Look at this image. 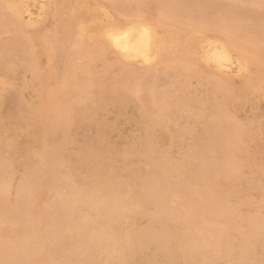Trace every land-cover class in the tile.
<instances>
[{"label":"bare ground","instance_id":"1","mask_svg":"<svg viewBox=\"0 0 264 264\" xmlns=\"http://www.w3.org/2000/svg\"><path fill=\"white\" fill-rule=\"evenodd\" d=\"M48 1L45 6L41 4L42 18L46 19L48 15H52L54 19L60 16L68 0ZM95 1L99 3L100 0ZM107 1L112 9L124 16V20L118 25L93 24L86 7L87 3L84 0H74L69 5V18L57 20L53 32L49 29L48 32L31 33L29 30L41 26L31 23L34 14L32 8L36 6L34 3L36 0H0V34L14 35L8 42L0 43V92L7 87L12 89V82H15V79L13 78L14 81L11 82L10 75L18 76L20 72L31 75L27 81L26 76H23L25 79L22 85L12 89L22 94L29 93L31 96L29 97L31 101L25 103L23 95L13 93L11 97L17 105L16 112L20 114L14 119L22 120V115L30 116L37 128L43 127L40 138L37 137V143H47L53 133L59 131L64 133L70 125L89 117L96 110L95 105H104L107 100L114 103L118 97L123 103H129L135 97L140 110L145 109L146 112L148 109L153 112L149 113L152 115H145L143 118L146 121L147 132L151 135L162 124L174 121L178 101L182 107L189 108L194 116L203 113L201 117H204L202 126L204 133L189 148L187 147L188 152L182 157L186 163L195 165L192 167L189 165L190 168L187 167L188 170L185 172L175 168L177 175H173L174 173L167 169L159 176L149 173L150 176L146 175L137 181L139 187L135 186L137 174L132 177L128 175L130 179L122 184L121 182L110 184L108 177L100 178L101 175H97L99 181L74 187L75 183H82L77 179L80 182L75 180L73 184L67 185V190H64L67 191L66 195L71 197L70 201L66 199L68 203H65L66 200L57 199L56 195L53 200L50 198L52 201L46 200L49 203L45 201V204L40 206L35 202L37 198L41 201L49 189L55 188L57 191L59 179L57 182L58 171L54 163L57 161L58 145L51 147L42 145L43 149L36 161L37 170L32 172L29 170L27 175L23 171L24 177L25 175L27 177L21 178L18 186H15L13 199L9 197L13 191L7 182L9 183L8 179L11 181L10 174L13 173L15 164H12L13 161L10 162L12 165L9 164L11 167L14 165L13 169L6 164L7 159L11 158L9 156L4 160L5 163H1L0 160V264H53L57 246L66 251L62 264H134L129 259L143 256L145 252H149L150 245H155V256L159 258L151 264H264V258L257 257L256 251L253 252L257 247L262 245L264 247V216L257 208L252 215L245 213L247 217H243L244 212L240 214V208L238 209L240 202L236 204L237 206L230 205L228 198L232 191L224 193L229 195L225 199L215 188L220 182V177L228 186L242 180V178L240 180L241 171L244 169L242 163L246 165L249 163L245 157L243 158L248 152L246 140L252 138L255 125L264 127V120L256 124L249 120L243 123L231 112V103L236 98L238 88L243 95L259 97L262 94L264 97V0H249V5H245L251 9L249 11L245 9V16L248 18L243 20L248 19L259 28L257 34L259 37L254 38V41L246 39L249 27L242 23L243 20L242 22L239 20L240 7L235 5L238 4L236 3L238 0ZM145 4L155 7L157 15L155 18L143 17L142 7ZM28 20L30 22L27 23ZM89 27L91 31H88ZM19 30H22V34L16 35ZM253 32L255 33L254 30ZM38 43L50 57L49 63L54 64L53 68L45 69L48 71L44 73L36 55ZM84 44L87 49L81 47ZM110 56H115L112 62H108ZM100 61L106 63L102 70H97L96 65ZM206 68L212 71L205 79L203 77H206L204 74ZM252 68L255 69L254 77L241 83L235 91L234 80ZM114 70L116 72L110 77L108 73ZM160 79L169 82L170 89L167 92L165 90V93H160L151 85ZM194 80L198 82H196L198 87L205 88V94L197 96L190 92L191 81ZM2 92L1 94H5L6 91ZM196 93L198 94L197 90ZM260 98L253 100L254 103ZM86 101L92 104L86 105ZM233 101L235 103V100ZM185 121L186 126L192 123L191 120ZM3 131L2 129L1 133ZM17 132L18 130L15 132L14 129V133L20 134ZM3 134L0 138L6 137L7 133ZM30 137H33L32 134ZM9 138L14 141L15 137ZM150 139L142 137L135 141L134 154H138L140 148L152 152ZM1 140L3 139H0V145L3 147L6 144L2 145ZM5 140L7 142V139ZM7 149L9 152L11 147ZM64 149L71 153L70 148ZM76 152L77 164L100 163L97 161L102 157V151L97 152L88 142L82 144ZM150 154L152 156L154 152ZM160 154L161 152L157 155ZM2 156L0 155L3 160ZM30 157V153H27V159L30 160ZM246 158H250L249 153ZM19 160L21 163L22 159ZM152 163L150 166H154ZM204 163L211 165L205 167ZM62 166L64 165L61 164L63 169ZM185 169L182 167L181 170ZM263 170L262 168V172ZM248 171L250 172V169ZM247 177L246 184L247 180L251 179ZM247 185L249 187V183ZM60 188L58 187L59 191ZM63 188L65 189V187L61 189ZM229 188H232V185ZM125 189L128 192L124 193ZM225 189L227 191V188ZM250 189L255 192L259 188L254 185ZM243 195L241 202H246L254 208L263 200L261 197L260 202L256 201L258 204L256 206L252 205L254 202L251 199L252 193ZM60 196L63 198L61 193ZM68 196L66 197L70 198ZM262 204L260 205L263 206ZM79 207H84L83 210L89 208L88 214H86L88 211H84L85 216L81 213L84 218L76 217L75 211ZM149 207L152 208V212L144 215V219L147 220L146 226L124 227V222L128 223L138 211L145 212Z\"/></svg>","mask_w":264,"mask_h":264},{"label":"rangeland","instance_id":"2","mask_svg":"<svg viewBox=\"0 0 264 264\" xmlns=\"http://www.w3.org/2000/svg\"><path fill=\"white\" fill-rule=\"evenodd\" d=\"M74 1V0H73ZM72 0H68L67 3L63 6L64 8H62L61 12H60V16L59 17H56L53 19L52 15H48V18H42L43 17V12L41 11V4H44L47 5L49 3L48 0H36V2H34L36 4L35 7L32 8V11H33V15L31 17V23H35V25H40L41 26L38 28V29H34V30H29L31 33H37L38 31H45V32H48L49 29L51 32L54 31L55 29V26L57 24V20H60V18H62L63 20H67L69 18V5L71 4V2H73ZM87 5V9L89 11L88 14H90L91 18H92V21H93V24H96V25H100L101 24H105L106 26H109V24H114V25H118L119 23H121V21L124 20V16L118 12V11H115L114 9L111 8L109 2L107 0H100L99 3H97L95 0H84ZM239 2L236 1V3L238 4H235L237 7H240L241 9H243V11L239 9L238 13H239V20L240 22H242V20L244 18H248V16H245V12L246 11H249L251 8L248 6H245V5H249V0H238ZM242 2V6L240 5V3ZM245 6V7H244ZM68 8V9H67ZM248 8V9H247ZM246 9V11H245ZM155 7L153 5H149V4H145L143 7H142V15L143 17L147 18V19H153L155 18L157 15H156V11H155ZM44 11V10H43ZM244 16V17H243ZM59 18V19H58ZM242 18V19H241ZM43 19V20H42ZM45 19V20H44ZM56 20V21H55ZM43 21H46V22H43ZM53 21V22H52ZM246 21V20H245ZM243 20V24H246L248 25V33L245 35L246 36V39L249 38L248 40H252L254 41L257 37H259L257 34L259 33L258 29L259 28H256V24L252 23V21L248 20L245 22ZM251 23H250V22ZM26 22V21H25ZM30 22L29 20L27 21V23ZM245 22V23H244ZM38 23V24H37ZM53 25H51V24ZM49 24V25H48ZM108 24V25H107ZM104 25V26H105ZM51 26L53 28H51ZM254 26V28L252 27ZM252 28V29H251ZM256 28V29H255ZM53 29V30H52ZM253 30L255 31V33L253 32ZM88 31H91V27L88 28ZM50 33V32H49ZM22 34V30H19L18 32H16V35H21ZM252 35V36H251ZM254 35V37H253ZM257 35V36H256ZM12 36H14L13 34H6V33H2L0 34V43H6L8 42V40H10V38H12ZM255 38V39H254ZM254 39V40H253ZM7 40V41H6ZM3 41V42H2ZM83 49H87L86 48V44H84L83 46H81ZM36 55L39 59V64L41 66V70H42V73L44 72H47L45 69H48V68H53V65L54 64H50L48 60H50V57L48 56V54L40 47V43H38L37 45V49H36ZM115 59V56H110V59H108L109 61L108 62H112L113 60ZM106 63V62H105ZM104 61H100L97 63L96 67H97V70H102L103 69V66L105 65ZM49 66V67H48ZM165 66V65H163ZM207 69V70H206ZM205 69V72L204 74H206V77H203V78H207V76H209V73L212 71V69H208L206 68ZM209 70V71H208ZM116 72V70L112 71L111 73L109 72L108 75H111L114 74ZM19 73V72H18ZM26 74V75H25ZM29 74V73H28ZM255 75V69L252 68L251 70H249L248 72H243L241 73L240 76H238L237 79H235V84L233 85L234 87V90L236 91L237 88L239 87V85L241 83H244L246 82L247 80H250L251 78H253ZM11 76V82L14 81L13 78L15 79V82H12L13 83V86H12V89L13 88H19L21 85H22V82L24 81V77L26 76V81L27 80H30L31 78V75H27V73H23V72H20L18 74V76H13V75H10ZM23 78H22V77ZM205 76V75H204ZM113 77V76H112ZM196 80H194L193 82L191 81V88H190V92L191 93H195L197 96H200V95H203L205 94V88L202 87V86H197L198 84H196ZM16 86H15V84ZM147 83H150V82H147ZM198 83V82H197ZM239 83V84H238ZM196 84V85H195ZM151 85H153V87L155 89H157V91H159L160 93H165V90L166 92L170 89V86L169 85V82L168 81H164V79H160L156 82H154V84L151 83ZM158 85V86H157ZM194 87V88H193ZM11 88V87H10ZM10 88H4L1 90L2 93H4V90L6 91L5 94H1L0 92V102H1V105L0 107V136L4 135L3 133H7L6 137L4 138H0V139H3V141L1 140L2 142V145L5 143L6 145H3V147L0 145V152L4 154V156H2L3 154H0L2 157H4V159L2 160V158L0 157V160H1V163H5L4 160H6L9 156V158L11 159H7V165L10 166L11 169H13V166L11 167L12 164H15L14 166V169L12 170L13 173H11V181L10 179L9 180V183L7 182V185L10 186L11 188V192L9 197H11L12 199L14 198L13 195H14V190L16 189L15 186H18L19 182L27 177V172H32V171H36L37 170V167H36V164H37V158H38V154L42 151V145H47L49 147L57 144V157H56V163H54L56 165V171L57 172V182H58V179H59V182L56 186H58L59 188L61 187H65V189H61L60 188V191L58 190V187H57V191L55 188H52V189H49L48 191H46V194L44 196V198L41 199V201H39V199L35 198V202H37V204H39L40 206H43L45 204V201L49 200L50 198H54L56 195L58 196L57 199H62L63 201L64 200H68L70 201L71 197L66 195L67 194V191H64V190H67L68 189V186L69 184H73V182H75V180H79L82 181V183L80 181L77 180V182H80V184L78 183H75L74 187L75 186H84L86 183H89L92 184L91 182L94 183V181H99V179L97 178L99 175L100 178L101 177H108L107 179L110 180V184H113V183H117V182H121V184L123 182H127L130 178L128 175H131L130 177L132 176H136L137 174V180L135 182V186L139 187V184H137L139 182V180H141L140 178H144L146 177V175L148 176L149 173H151V175H155V176H159L160 174L164 173V171L167 169L168 171H170L173 175H177L176 169H178L179 171L181 172H185L187 171L190 167L194 166L195 163H186V161L183 160V155L188 152V148L189 146H191V144L194 143V141H196V139H199L204 131H203V122H204V117L201 115L200 116H194V113L191 112L189 110V108H186V107H182L180 102H176L177 104V112L174 114V121L173 122H169V123H164L162 124L161 126H159L158 128L155 129V131L149 135L148 132H147V128H146V121L143 119L145 117V115L147 116H150L152 114H149V113H153L152 110H148L146 109V113L145 112V109L142 111L140 110V105L139 103H137L136 99H132L129 103H123L121 101V98L118 97V100L114 103H111L109 100H107L105 102L104 105L102 104H99V105H95L96 107V112L93 111L89 117L87 118H84V119H81L79 120V122H75L74 124L70 125V127L66 130V132H55L52 134V138L47 142V143H37V140L38 138H40L41 134H42V128H37L36 124L33 123L32 121H34L30 116H26V115H22V120H15L16 119V115L18 114L16 111H18L17 109V105L15 104V101H13L12 99V95L13 93H17L18 95L20 94L24 96V100L26 101L25 103H29L31 101V97L29 93H20L19 91L16 92ZM236 88V89H235ZM159 89V90H158ZM162 89V90H161ZM192 89V90H191ZM19 90V89H18ZM195 90V91H194ZM196 90L198 92V94L196 93ZM239 92V93H238ZM242 94V95H241ZM244 93L240 92L239 91V88L238 90L236 91L235 93V103L234 101L232 100V103H231V112L240 120L242 121L243 123H247V122H252V123H258L259 121H262L264 120V97H262V94L259 95V97L257 96H253V97H249V95H243ZM251 96V95H250ZM253 98V99H249V98ZM261 97V98H260ZM257 98H260L259 101H254L253 100H257ZM90 101H86V105H90L92 104L91 102L89 103ZM252 102V103H250ZM3 103V104H2ZM259 103V104H258ZM113 104V105H112ZM124 104V105H123ZM250 104V105H249ZM72 105V104H71ZM258 105V107H257ZM13 106V107H12ZM181 106V107H180ZM255 107V108H254ZM121 108V109H119ZM127 108V109H126ZM94 109V108H93ZM98 109V110H97ZM119 109V111H118ZM125 109V110H124ZM104 112H103V111ZM124 110V111H123ZM139 110V111H138ZM8 111V112H7ZM100 111V112H99ZM151 111V112H150ZM6 112V113H5ZM138 112V113H137ZM112 113V114H111ZM4 114V115H3ZM100 114V115H99ZM9 115V117H8ZM20 114L17 115V117L19 116ZM25 116V117H24ZM91 116V117H90ZM101 116V117H100ZM7 117V118H6ZM13 117V118H12ZM100 117V118H99ZM104 117V118H103ZM201 117V118H200ZM9 118V119H8ZM15 118V119H14ZM92 118V120L90 119ZM99 118V119H98ZM133 118V119H132ZM26 119V120H25ZM29 119V120H28ZM3 120V121H2ZM28 120V121H27ZM100 120V121H99ZM103 120V121H102ZM185 120H191L192 123H190L189 125L186 126V121ZM249 120V121H248ZM10 121V122H9ZM22 121V122H21ZM27 121V122H26ZM31 121V123H30ZM86 121V122H85ZM4 122V123H3ZM6 122V124H5ZM13 124H12V123ZM18 122V123H17ZM21 122V123H20ZM27 124V126H25L24 124ZM29 122V123H28ZM140 122V123H139ZM263 122V121H262ZM139 123V124H138ZM21 124V126H20ZM34 126H33V125ZM81 127H80V125ZM170 124V125H169ZM12 125V126H11ZM77 125V126H76ZM97 125V126H96ZM140 125V126H139ZM16 128H15V127ZM25 126V128H24ZM90 126V127H89ZM5 127V128H3ZM17 127H19L17 129ZM28 127V128H27ZM36 127V128H35ZM79 127V128H78ZM254 126H252L253 128ZM9 128L11 131H13L12 133L11 132H7L6 130L10 131ZM15 129V132L16 130H18L17 133H20V134H16L14 133V129ZM26 128L28 129L26 133L25 130ZM32 128V129H31ZM78 128V131H76V129ZM97 128V129H95ZM258 128L260 130H258ZM2 129L5 131L2 132ZM23 129V130H21ZM88 129V130H87ZM176 129V130H175ZM21 130V131H20ZM71 130V131H70ZM26 133V134H24ZM36 133V134H35ZM98 136H96V134ZM147 133V134H146ZM16 134V135H15ZM32 134L33 137H30ZM82 134V135H81ZM86 134V136H85ZM90 134V136H89ZM264 127H259L258 125H255L254 129H253V132H252V138L249 140L247 139L246 142H247V146L250 147L248 149V147H246V150H248L245 155H243V158L246 159L249 163L247 164L249 167L247 168L246 164L245 163H242V171H241V177H240V180L242 178V180L240 182H235L233 184H230V186H228L227 184H225V182L223 181V179L220 177L219 178V181L217 183V187L216 188V192L218 194L223 195V198L226 199V196L228 197L229 195V202L231 203L230 205L232 206V204H237L240 202V205H238V209L240 208L239 212L240 214H243L242 215L243 217H247V214L245 213H248L249 215H252V213L254 212V209L257 210L258 208V212L261 213V215L264 216V204H262L264 202V170L262 172V168L264 169ZM20 139H18L17 137ZM36 136V137H35ZM69 136V137H68ZM76 136L78 139H76ZM152 136V138H151ZM9 137L11 138H14L12 141V139H10ZM23 137V138H22ZM38 137V138H37ZM65 139H64V138ZM85 137V138H84ZM129 137V138H128ZM151 138L150 141L151 143V151L150 153H153L154 154L151 156V154L144 148L143 152H142V149L140 148L139 149V156L138 154H134V144H135V141H138L140 138ZM25 138V139H24ZM62 138V139H61ZM69 140H68V139ZM255 138V140L253 139ZM7 139V142L6 140ZM17 141H16V140ZM132 139V140H131ZM25 140V141H24ZM33 140V141H32ZM72 140V142H71ZM153 140V142H152ZM252 140H253V143H252ZM5 141V142H4ZM10 141V142H9ZM76 141V142H75ZM133 141V142H132ZM13 142H16V143H13ZM27 142V143H26ZM61 142V143H60ZM64 142V143H63ZM85 142H88L90 143L91 147L94 148L97 152H103L104 154H102L101 152V159H99L97 162H100V163H87L85 162L84 163H80V164H77L76 163V156L78 152L76 151H79V148L81 147L82 144H84ZM101 142V143H100ZM26 143V144H25ZM76 143V144H75ZM79 143V144H78ZM100 143V144H99ZM251 143V144H250ZM257 145H256V144ZM1 144V143H0ZM8 144V145H7ZM29 144L31 148L28 147ZM50 144V145H49ZM28 147H26V146ZM75 145V146H74ZM111 147H110V146ZM131 145V146H130ZM252 145V146H251ZM11 147V149L8 151L7 147ZM36 146V147H35ZM41 146V147H40ZM119 146V147H118ZM123 147H126V148H122ZM155 146V148H154ZM20 149H19V148ZM22 147V149H21ZM24 147V148H23ZM73 147V148H72ZM105 147V148H104ZM107 147V148H106ZM118 149H117V148ZM130 147V148H129ZM188 147V148H187ZM256 147V148H255ZM4 148L6 150H4ZM15 148V149H14ZM64 148H70L71 150V153L66 149ZM113 148V149H112ZM120 148V149H119ZM132 148V149H131ZM3 149V151H2ZM24 149V150H23ZM26 149V150H25ZM33 149V151H31ZM106 149V150H105ZM112 149V150H111ZM156 149V150H155ZM35 150V151H34ZM74 150V151H73ZM130 150V151H129ZM131 150H132V153H131ZM119 151V152H118ZM124 151V152H123ZM126 151V152H125ZM156 151V152H155ZM254 151V152H253ZM6 152L7 153V156H6ZM16 154H15V153ZM30 153V160L27 159V153ZM31 152H33L31 154ZM36 152V154H35ZM66 152V154H65ZM109 152V153H108ZM147 152V153H146ZM159 152H161L160 155H157L159 154ZM9 153V154H8ZM106 153V154H105ZM117 153H119L117 155ZM126 153L127 155L125 156ZM248 153H249V156L250 158H246L248 156ZM26 154V155H24ZM69 154V156H68ZM141 154V155H140ZM146 158L144 157L145 155ZM166 154V155H165ZM66 155V156H65ZM71 155V156H70ZM124 155V157H122ZM144 155V156H142ZM163 157H162V156ZM253 155V157H252ZM25 156V157H24ZM109 158H108V157ZM115 156V157H114ZM117 156V157H116ZM144 158H142V157ZM159 156V158H158ZM167 156V157H166ZM16 157V158H14ZM24 159H23V158ZM66 157V158H65ZM104 157V158H103ZM107 157V158H106ZM114 157V158H113ZM128 157V158H127ZM149 159H148V158ZM157 157V158H156ZM166 159H165V158ZM14 160H13V159ZM119 158V159H118ZM122 158V159H121ZM124 158V159H123ZM126 158V159H125ZM152 158V159H151ZM254 158V159H253ZM19 159H22V162L20 163L21 160ZM35 159V160H34ZM71 159V160H70ZM107 159V160H106ZM118 159V160H117ZM131 159V160H130ZM137 161H136V160ZM162 159V160H161ZM250 159H253V160H250ZM67 160V161H66ZM105 160V161H104ZM127 160V162H125ZM129 160V161H128ZM155 160V161H154ZM166 162H165V161ZM168 160V161H167ZM11 161L15 162L12 164L10 163ZM33 161V163H32ZM63 161V162H62ZM71 161V162H70ZM146 161H149V162H146ZM153 162L152 164H154V166H150L151 165V162ZM161 161V162H160ZM164 161V162H163ZM254 161V162H253ZM36 162V163H35ZM106 162H109V163H106ZM123 162V163H121ZM146 162V164H144ZM160 162V163H159ZM17 163V164H16ZM64 165L62 167H64L63 169L61 168V164ZM65 163V164H64ZM71 165H69V164ZM74 163V164H73ZM123 165H121V164ZM127 163V164H126ZM131 163V164H130ZM138 163V164H137ZM140 163V164H139ZM148 163V164H147ZM158 163V164H157ZM11 164V165H9ZM67 164V165H66ZM91 164V165H90ZM133 164H137V165H133ZM143 166H142V165ZM170 164V165H169ZM176 164V165H175ZM185 164V165H184ZM244 164H245V167H244ZM250 164L252 169H253V173H256L253 174L252 173V169L250 167ZM255 166H254V165ZM97 165H99V167H97ZM102 165V166H101ZM125 165V166H124ZM129 165L130 168H129ZM141 167L139 169V166ZM165 165V166H163ZM190 165V167H189ZM205 167H207L208 165H211V163H204ZM82 168H81V167ZM101 166V167H100ZM133 166V167H132ZM137 166V167H136ZM159 166V167H158ZM160 166H163V167H160ZM185 169L184 171L181 170L182 167ZM200 166V165H199ZM77 167V168H76ZM89 167V168H88ZM93 169H92V168ZM96 167V168H95ZM109 167V169H107ZM137 169H135V168ZM150 167V168H149ZM157 167V168H156ZM174 167V168H172ZM188 167V169H187ZM256 167V169H255ZM9 168V170H10ZM58 168H61V169H58ZM66 168V169H65ZM70 168V169H69ZM114 168V169H113ZM132 168V169H131ZM144 168H147V169H144ZM169 168V169H168ZM258 168V169H257ZM65 169V170H64ZM97 169V170H96ZM104 169V170H103ZM113 169V170H112ZM172 169V170H171ZM247 169V170H246ZM250 169V172L248 171ZM62 170V171H61ZM70 170H72L70 172ZM88 170V171H87ZM94 170V171H93ZM123 172H122V171ZM128 170V171H126ZM136 170V171H135ZM175 170V171H174ZM260 173H258L259 171ZM26 173L25 177H24V172ZM62 173H61V172ZM79 171V172H78ZM89 173H87V172ZM91 171V172H90ZM104 171V172H103ZM119 171V173L117 172ZM135 171V172H134ZM146 171V172H145ZM150 171V172H149ZM70 176H68V174ZM112 172V173H111ZM126 172V173H125ZM138 172V173H137ZM153 172V173H152ZM21 173H23L22 175H20ZM60 176H59V174ZM75 173V174H74ZM92 173H93V176H92ZM97 173V174H96ZM99 173V174H98ZM101 173V174H100ZM117 173V174H116ZM123 173V174H122ZM140 173V174H139ZM142 173V174H141ZM145 173V174H144ZM252 173V174H251ZM19 174V175H18ZM65 176H63V175ZM73 174V176H72ZM83 174V175H82ZM87 174V175H86ZM120 174V176H119ZM139 174V175H138ZM16 175V176H15ZM85 175V177H84ZM91 175V176H90ZM98 175V176H97ZM115 175V176H113ZM123 175V176H122ZM127 175V176H126ZM250 175H252L253 177H251ZM20 178H19V177ZM23 176V177H22ZM72 176V178H71ZM81 176V177H80ZM94 176H96L94 178ZM117 176V177H116ZM119 176V177H118ZM123 179H122V177ZM141 176V177H140ZM150 176V175H149ZM249 176V177H247ZM16 177V178H15ZM59 177V178H58ZM78 177V178H77ZM80 177V178H79ZM121 177V178H120ZM246 177L247 179H250L249 181L247 180V184L249 183V187H253L254 185L257 186L259 189L258 190H255V192L252 191V189H250L248 187V185L246 184ZM10 178V176L8 177ZM22 178V179H21ZM63 178V179H62ZM128 178V179H127ZM245 178V179H244ZM15 179V181H14ZM62 181H61V180ZM86 179V180H85ZM92 179V180H91ZM106 179V180H107ZM122 179V180H121ZM127 179V180H126ZM71 180V181H69ZM85 180V181H84ZM91 180V181H89ZM125 180V181H123ZM255 180V181H254ZM89 181V182H88ZM138 181V182H137ZM245 181V182H244ZM224 182V183H223ZM250 182L254 183V184H250ZM258 182H262V184L259 185ZM18 183V184H17ZM63 183V184H62ZM65 184V185H64ZM77 184V185H76ZM237 184V185H236ZM219 185V186H218ZM225 185V186H224ZM232 185V188H229L231 187ZM223 186V187H222ZM236 188H235V187ZM263 187V188H260V187ZM221 187V188H220ZM239 187V188H238ZM15 188V189H14ZM220 188V189H219ZM227 188V191L226 189ZM234 188V190H232ZM223 189V190H221ZM237 189V190H235ZM250 189V190H249ZM52 190V191H51ZM232 191V193H230L229 195H225L224 193H227L229 191ZM251 191V192H250ZM63 192L65 194H63ZM69 192V190H68ZM125 192H128L127 189L124 190V193ZM236 192H240L241 194H234ZM259 192V193H258ZM54 193V194H52ZM60 193L62 195L63 198H61L60 196ZM243 193H252V196H251V199L254 200V202H251L252 205H258L257 202H260L259 200H261V197L263 200H261V203L263 206H261L260 204L258 205V207L254 208L253 206H250L248 205L246 202H241V200L244 198V195ZM59 194V195H58ZM49 195V196H48ZM70 197V198H67L66 196ZM225 195V196H224ZM235 195V197H234ZM240 195V196H239ZM60 196V197H59ZM48 197V198H47ZM122 197V196H120ZM240 200H239V198ZM9 199L10 201L12 199ZM231 198V199H230ZM234 198V200H233ZM242 198V199H241ZM260 198V199H259ZM49 200V201H52V200ZM65 201V203L68 201ZM46 203H49L47 202ZM257 201V202H256ZM263 201V202H262ZM44 203V204H43ZM247 206H246V205ZM236 205V206H237ZM234 206V207H236ZM246 206V208H245ZM245 208V209H242V208ZM251 207V208H250ZM84 207H79L77 209V211H75L76 213V217L77 218H81L82 217V214L84 215V213L87 210V208H85V210H83ZM253 209V210H252ZM80 210V211H79ZM250 210V211H249ZM82 211V212H81ZM85 211V212H84ZM147 211V212H146ZM79 212V214H77ZM141 212V211H140ZM148 212H152V208H147L145 210V212H141L142 213V216L140 217V214L139 211L137 212L138 214L134 216L133 220L131 221H128L127 222H124V227L125 228H129L131 225L133 226H136V227H144L146 226L145 224H147V220L144 219V215H146ZM242 212V213H241ZM82 213V214H81ZM88 212H86V214H88ZM146 213V214H145ZM81 214V215H80ZM85 214V215H86ZM149 214V213H148ZM80 215V216H79ZM84 215V216H85ZM84 216L82 218H84ZM136 221V222H135ZM135 223V224H134ZM127 225H130V226H127ZM153 246V247H152ZM263 245L260 246V247H257L255 249H253L255 252L256 251V254L257 257H263L264 258V247ZM59 248V249H58ZM62 247L60 246H57V250H56V253H55V258H54V262L53 264H62L63 263V260H64V255L66 251H64V249H60ZM153 248V249H152ZM259 248V249H258ZM150 249V250H149ZM148 250L149 252H145L143 254V256H138L137 258H131L129 259L130 261H133L134 264H151V263H154L155 260H158L159 258L155 256V250H156V247L155 245H150L148 247ZM58 251H60V253H57ZM252 251V250H251ZM64 253V254H63ZM261 255V256H260ZM147 256V257H146ZM58 261H56L57 258ZM152 257V258H151ZM156 257V258H155ZM101 259H103V257H101ZM154 259V260H153ZM147 260V261H146ZM60 261H62L60 263ZM146 261V263H145ZM150 261V262H149ZM222 264V263H220Z\"/></svg>","mask_w":264,"mask_h":264}]
</instances>
